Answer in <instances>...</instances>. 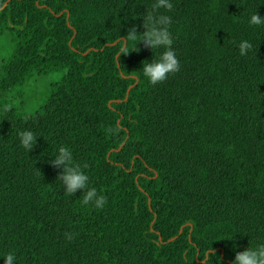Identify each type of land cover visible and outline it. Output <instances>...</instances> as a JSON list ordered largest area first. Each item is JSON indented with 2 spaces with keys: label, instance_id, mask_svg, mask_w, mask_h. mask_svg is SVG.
Returning a JSON list of instances; mask_svg holds the SVG:
<instances>
[{
  "label": "trees",
  "instance_id": "trees-1",
  "mask_svg": "<svg viewBox=\"0 0 264 264\" xmlns=\"http://www.w3.org/2000/svg\"><path fill=\"white\" fill-rule=\"evenodd\" d=\"M171 2L179 69L153 85L160 50L117 55L152 0H0V251L18 264H231L264 244V29L244 23L264 3ZM53 74L34 108L24 91ZM61 145L102 209L63 193Z\"/></svg>",
  "mask_w": 264,
  "mask_h": 264
},
{
  "label": "clouds",
  "instance_id": "clouds-1",
  "mask_svg": "<svg viewBox=\"0 0 264 264\" xmlns=\"http://www.w3.org/2000/svg\"><path fill=\"white\" fill-rule=\"evenodd\" d=\"M261 3H264L262 0ZM173 8L171 0H152L142 14L143 32H138L135 25L127 29L125 39V46L118 50L120 53L127 54L132 50L139 51L138 44L147 47L153 53V50H160L159 55L151 60L141 61V72L149 84H157L165 80V78L178 71L179 61L177 59L175 50L172 47L173 35L170 31L172 23L171 16L163 14L161 10L167 12ZM250 27L264 29V15H259L257 8L250 11L247 18L244 20ZM238 53L240 56H248L252 51V43L248 39H241L236 43ZM143 62V63H142ZM7 111V108H4ZM110 133L119 131L118 128L107 129ZM39 135L31 130H23L17 133L18 145L25 151L31 150L36 144V138ZM49 161L53 166L59 167V172L56 178L59 179L60 185L63 186V193L66 196H73V194L80 189L83 192V197L80 203L83 205H91L96 209H102L105 205V197L98 194L95 187H89V175L84 170L87 165L80 164L74 160L71 149L67 146H59L56 152L51 156ZM54 157V158H53ZM64 238L71 241L74 233H63ZM209 250L205 253L207 259ZM231 264H264V244H257L255 246H247L242 251H235ZM0 258L3 259V264H18L19 257L16 255L14 249L7 251H0Z\"/></svg>",
  "mask_w": 264,
  "mask_h": 264
},
{
  "label": "rangeland",
  "instance_id": "rangeland-1",
  "mask_svg": "<svg viewBox=\"0 0 264 264\" xmlns=\"http://www.w3.org/2000/svg\"><path fill=\"white\" fill-rule=\"evenodd\" d=\"M60 76V74H53L33 80L31 85L24 91L23 96L30 101L34 108L39 107L41 99L45 96L50 86L60 79ZM26 108L30 107L26 106Z\"/></svg>",
  "mask_w": 264,
  "mask_h": 264
}]
</instances>
